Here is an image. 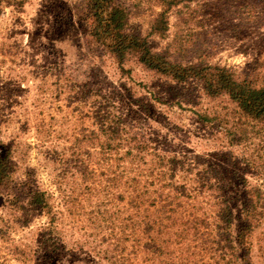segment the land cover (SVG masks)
<instances>
[{
  "label": "rangeland",
  "instance_id": "1",
  "mask_svg": "<svg viewBox=\"0 0 264 264\" xmlns=\"http://www.w3.org/2000/svg\"><path fill=\"white\" fill-rule=\"evenodd\" d=\"M78 1L0 2V152L9 156L8 178L0 186V264H75L83 211L75 146L82 131L99 125V108L119 114L133 133L164 151L204 158L226 152L223 136L198 118L224 111L225 100L208 98L198 80L177 83L135 60L119 65L85 38ZM186 4L188 9L169 13L168 38L154 39L156 47L178 34L190 45L189 57L202 49L212 63L238 72L264 62V0ZM146 8L132 20L145 31L152 14ZM154 9L160 11L156 4ZM34 190L52 195L53 215L32 211L28 199ZM96 203L80 206L89 211ZM240 214L237 202L236 230Z\"/></svg>",
  "mask_w": 264,
  "mask_h": 264
},
{
  "label": "trees",
  "instance_id": "2",
  "mask_svg": "<svg viewBox=\"0 0 264 264\" xmlns=\"http://www.w3.org/2000/svg\"><path fill=\"white\" fill-rule=\"evenodd\" d=\"M192 1L79 0L75 7L88 42L119 65L135 60L177 83L198 80L208 98L225 100L224 111L198 118L227 143L226 152L206 158L170 153L99 108L98 127L82 131L75 146L83 210L75 264H264V62L238 72L212 63L202 49L189 57L190 45L178 34L156 47L154 39L168 38L169 13ZM144 7L152 10L146 31L132 25ZM8 160L0 152V186ZM92 199L91 210L80 206ZM28 200L32 211L53 215L52 195L34 190Z\"/></svg>",
  "mask_w": 264,
  "mask_h": 264
}]
</instances>
